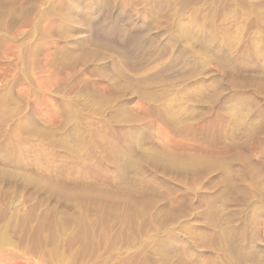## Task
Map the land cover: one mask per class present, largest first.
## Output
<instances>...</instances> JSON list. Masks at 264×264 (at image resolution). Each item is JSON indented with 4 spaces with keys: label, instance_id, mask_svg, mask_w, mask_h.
Masks as SVG:
<instances>
[{
    "label": "rangeland",
    "instance_id": "obj_1",
    "mask_svg": "<svg viewBox=\"0 0 264 264\" xmlns=\"http://www.w3.org/2000/svg\"><path fill=\"white\" fill-rule=\"evenodd\" d=\"M0 264H264V0H0Z\"/></svg>",
    "mask_w": 264,
    "mask_h": 264
},
{
    "label": "bare ground",
    "instance_id": "obj_2",
    "mask_svg": "<svg viewBox=\"0 0 264 264\" xmlns=\"http://www.w3.org/2000/svg\"><path fill=\"white\" fill-rule=\"evenodd\" d=\"M103 16V15H102ZM95 17H96V15H95ZM103 18V17H102ZM96 19V18H95ZM95 19H93V17H92V20H91V25L92 24H96L95 23ZM101 21V20H100ZM104 21V20H103ZM130 22H131V28H134V27H140L139 25L137 26V24L136 23H133L131 20H130ZM103 23V22H102ZM105 23V22H104ZM141 24V23H140ZM89 26V25H88ZM91 27V26H90ZM83 28V27H82ZM89 28V27H88ZM88 28H87V32H88ZM92 28V27H91ZM101 28V27H100ZM142 28H143V26H142ZM98 29V28H97ZM102 29H103V27H102ZM134 30V29H133ZM89 31H90V28H89ZM104 30H100V29H98V31H97V34H98V37H99V34L101 35H103V36H109V37H111L110 35H109V33H107V32H103ZM91 32V31H90ZM141 32V31H140ZM126 33V32H125ZM125 33H123V34H125ZM127 34V33H126ZM131 36V35H130ZM133 37V36H132ZM130 38V39H125V40H123L125 43V45H126V47L128 48V49H133V48H135V47H138L139 46V42L135 39V38ZM136 37V36H135ZM124 38V37H123ZM125 38H126V35H125ZM129 38V37H128ZM105 39V38H104ZM111 39H113V37L111 38ZM122 41V40H121ZM120 45H122V47H123V44H120ZM130 51V50H129ZM186 60V59H185ZM184 64V63H183ZM130 75V74H129ZM128 77V76H127Z\"/></svg>",
    "mask_w": 264,
    "mask_h": 264
}]
</instances>
